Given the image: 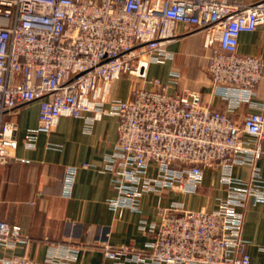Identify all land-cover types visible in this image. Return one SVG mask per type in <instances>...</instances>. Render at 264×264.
Here are the masks:
<instances>
[{"label":"built area","instance_id":"obj_1","mask_svg":"<svg viewBox=\"0 0 264 264\" xmlns=\"http://www.w3.org/2000/svg\"><path fill=\"white\" fill-rule=\"evenodd\" d=\"M184 23L205 33L211 50L208 72L221 90L238 88L251 101L263 78L259 56L238 51L239 36L264 25V0H0V165L17 158L19 126L13 117L36 103L38 133L49 134L62 117L101 119L104 106L118 117L112 161L120 198L116 210L137 208L143 191H195L204 167L229 164L249 153H264V103L240 123L228 112L210 108L194 90L170 92L149 76L152 62L169 56L167 45ZM134 78L131 96L110 100L113 84ZM176 83L178 75L172 74ZM248 134L254 143L244 139ZM84 166H87L86 164ZM158 170L149 175L150 168ZM77 167L68 166L65 193L72 194ZM227 197L212 210H190L173 202L147 250L103 245L105 257L135 264H252L244 239L245 211L264 202V174L253 163L248 180L228 178ZM24 228L0 219V243L27 244ZM4 264H72L9 255Z\"/></svg>","mask_w":264,"mask_h":264},{"label":"crops","instance_id":"obj_2","mask_svg":"<svg viewBox=\"0 0 264 264\" xmlns=\"http://www.w3.org/2000/svg\"><path fill=\"white\" fill-rule=\"evenodd\" d=\"M249 4L255 0H230ZM176 38L167 45L169 56L152 62L149 76L159 78L170 92L194 90L212 109L228 112L242 122L249 112L264 103V76L255 86L251 101L238 88L221 90L214 84L208 63L211 50L204 45L203 31H190L186 24L176 27ZM238 51L259 56L264 62V25L239 36ZM178 75L176 83L172 74ZM264 75V71H263ZM134 78L123 76L113 84L110 100L131 96ZM111 101L101 119L62 117L52 132L38 133L35 148L26 147L30 130L38 124V105L29 104L13 117L19 126L17 158L0 165V219L21 225L30 234L27 244L7 248L0 243V264L9 255H28L37 260H65L72 264H135L124 258L107 259L104 244L131 245L147 250L161 220L162 208L181 202L190 210H212L227 197L228 178L248 180L253 163L264 174V153L255 162L251 154L229 164L204 167L195 191H143L137 208L116 210L111 202L120 198L113 162L118 140V117L110 111ZM251 144L255 138L246 134ZM87 166H84V165ZM68 166L77 167L72 194L65 193ZM158 170L150 168L149 175ZM252 264H264V202L249 204L243 231Z\"/></svg>","mask_w":264,"mask_h":264}]
</instances>
